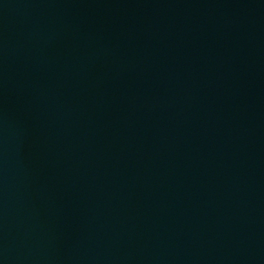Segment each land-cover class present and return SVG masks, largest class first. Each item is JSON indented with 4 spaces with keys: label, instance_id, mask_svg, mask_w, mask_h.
<instances>
[{
    "label": "water",
    "instance_id": "water-1",
    "mask_svg": "<svg viewBox=\"0 0 264 264\" xmlns=\"http://www.w3.org/2000/svg\"><path fill=\"white\" fill-rule=\"evenodd\" d=\"M0 264H264V0H0Z\"/></svg>",
    "mask_w": 264,
    "mask_h": 264
}]
</instances>
